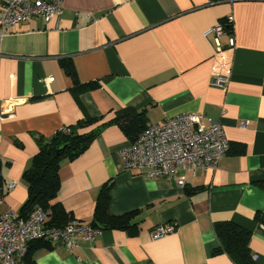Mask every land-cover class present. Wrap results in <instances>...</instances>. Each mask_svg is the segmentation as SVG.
Returning a JSON list of instances; mask_svg holds the SVG:
<instances>
[{
    "label": "crops",
    "instance_id": "obj_1",
    "mask_svg": "<svg viewBox=\"0 0 264 264\" xmlns=\"http://www.w3.org/2000/svg\"><path fill=\"white\" fill-rule=\"evenodd\" d=\"M229 17L234 46L223 36L217 51L209 30ZM65 59L80 83L95 88L75 98ZM120 108L145 110L147 124L200 114L220 125L230 151L178 187L123 172L117 153L131 140L117 125L106 127L76 159L60 163L56 202L69 221L90 225L108 184L110 214L138 211L139 230H102L74 250L37 241L48 247L35 249L33 263L234 264L211 254L214 224L230 221L251 233L253 260L264 264V222L255 219L264 216V0H64L59 21L0 25V213L20 215L23 174L39 138L86 115L107 122ZM165 224L176 231L152 239Z\"/></svg>",
    "mask_w": 264,
    "mask_h": 264
},
{
    "label": "built area",
    "instance_id": "obj_2",
    "mask_svg": "<svg viewBox=\"0 0 264 264\" xmlns=\"http://www.w3.org/2000/svg\"><path fill=\"white\" fill-rule=\"evenodd\" d=\"M64 0H7L0 11V25L6 28L34 19L43 22L59 21ZM229 17L211 30L217 51L224 48L223 36L234 46L232 35L227 34ZM218 82H216L217 84ZM242 123L241 127H245ZM230 143L218 123L204 122L197 113L182 114L148 124L130 145L118 151L123 172L146 174L149 178H167L178 187H184L186 176L197 169L212 170L218 160L228 154ZM14 184L7 185V190ZM5 192L0 186V206ZM47 212L37 207L26 217L13 211L0 213V264H25L29 245L37 241L60 243L68 250L78 249L81 242H92L100 230L72 219L61 228L47 226ZM176 231L175 224L158 225L150 233L152 239H161ZM253 259L256 256H252Z\"/></svg>",
    "mask_w": 264,
    "mask_h": 264
},
{
    "label": "trees",
    "instance_id": "obj_3",
    "mask_svg": "<svg viewBox=\"0 0 264 264\" xmlns=\"http://www.w3.org/2000/svg\"><path fill=\"white\" fill-rule=\"evenodd\" d=\"M227 34L233 33V27L227 25ZM61 68L71 79V92L76 98L79 94L95 88L94 83L82 84L79 82L71 60H62ZM104 117L92 118L84 116L74 127H65L57 130L47 139H38V152L33 157L30 167L24 172L23 180L27 185V199L20 210L19 217H26L34 208H41L49 216L48 227H64L68 221V214L56 202L59 191L60 163L64 160H74L81 155L97 135L106 127L117 125L131 142L147 127L145 110L120 108L115 112L113 119L102 122ZM99 124V125H98ZM97 125V126H96ZM83 131L82 133H80ZM110 186L104 185L96 199L91 228L96 230H120L135 234L139 230L133 222L138 211L129 212L120 216L111 215ZM256 220L264 222V216L259 214ZM218 241L217 248L212 255L226 254L234 264H255L249 249L251 233L230 221L217 222L213 226ZM48 247L43 242H34L29 245L24 259L25 264H34L32 254L39 246Z\"/></svg>",
    "mask_w": 264,
    "mask_h": 264
}]
</instances>
